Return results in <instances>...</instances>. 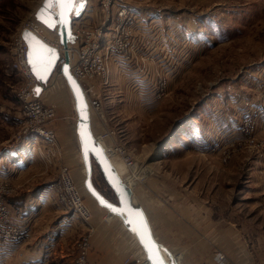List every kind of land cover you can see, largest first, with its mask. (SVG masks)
Returning a JSON list of instances; mask_svg holds the SVG:
<instances>
[{
	"label": "rangeland",
	"instance_id": "374dc122",
	"mask_svg": "<svg viewBox=\"0 0 264 264\" xmlns=\"http://www.w3.org/2000/svg\"><path fill=\"white\" fill-rule=\"evenodd\" d=\"M41 2L0 0V102L14 106L20 116L16 127L0 122V140L7 139L5 145L12 141L20 143L31 135L22 129L21 106L12 90L23 82L17 72H11L10 65L16 38ZM137 4L148 24L152 21V28L149 30L147 26L145 35L157 49L147 51L155 62L146 64L145 73L139 74L145 78L142 85L133 78L130 88L137 93L144 91L145 96L152 94L153 102H147V109L141 106L142 112H135L132 105L130 110L121 107L120 103L126 102L129 108L130 99L110 102L108 98L110 107L95 111L103 130L112 132L105 140L108 146L123 145L137 169L130 167L133 165L126 163L120 153L114 154L117 166L125 178L135 181L132 185L141 197L157 238L171 251L182 253L185 261L192 255L201 264H218L213 254L216 250L224 251L220 235L225 230L230 248L251 251V256L259 254L264 260V0H146ZM99 6L100 0H91V7L96 10ZM81 13V9L73 13L75 24L85 20L80 18ZM137 59L142 60L140 55ZM114 71L110 85L90 78L89 83L94 84L87 94L90 104L98 91L102 103L104 99L106 103V96L116 93L114 86L127 82L122 79L124 74H119L129 72L124 64ZM54 76L56 96H66L75 107L62 74L57 72ZM126 90L127 87L122 94ZM44 102L55 108L50 123L55 130L53 122L59 118L58 108L55 103ZM54 132L56 140L50 145L52 155L58 158L43 161L48 162L45 168L51 169L50 178L58 180L60 165L64 163L58 133ZM55 164L56 168L51 167ZM144 166H153V170L148 176L135 179L134 172ZM71 167L92 215L98 211L105 223L112 220L107 217L108 210L87 192L85 171ZM35 169L22 181L10 176L0 178V186L5 187L0 189L11 217L9 198L45 178L38 176H45L40 171L43 165L37 164ZM93 181L109 199L117 201L96 163ZM115 219L124 227L119 218ZM90 224L80 231L76 245L85 236L90 239L93 231ZM196 227L204 235L212 258L202 251H193L199 240L193 245L187 230L197 233Z\"/></svg>",
	"mask_w": 264,
	"mask_h": 264
},
{
	"label": "crops",
	"instance_id": "0c3cea01",
	"mask_svg": "<svg viewBox=\"0 0 264 264\" xmlns=\"http://www.w3.org/2000/svg\"><path fill=\"white\" fill-rule=\"evenodd\" d=\"M145 12L148 13V11ZM143 20L149 26L146 19L143 18ZM54 75L48 87L39 96L44 100L55 103L58 108L59 118L53 122V125L56 133H58V144H60L63 151L61 160L64 164L66 163L70 167L74 166V168L83 172L84 167L82 166V156L76 131V110L75 107L71 106L66 96L61 97L60 95V98L56 96L57 92L54 84H57V78ZM122 77L127 82L114 86L116 93L110 97L106 96V103L104 102L105 99L102 103L101 99L103 98L100 91L95 93L94 101L91 104L94 132L98 133L103 130L101 123L95 118V111L99 109L104 111L107 106L110 107V102H116L117 99L123 101L128 98L130 99L129 108H127L126 102L120 103L121 107L124 110H130V105H132L135 112H142L140 111L142 110L141 106L147 109V102H153L151 101L152 94L145 96L143 94L144 91L137 93L136 89L130 88L133 78H136L134 81H137L139 85H142L141 80L145 78L135 75L132 70H129L127 74L124 73ZM126 87L127 92L122 94ZM0 89H2L1 85ZM12 90L14 92V88ZM124 95L128 97L119 98V96ZM108 98H110V102ZM15 101L18 103V100ZM0 111L3 112L2 115L0 114L2 125L3 123L9 124L11 127L19 125L20 116L18 111L14 110V106H7V103L0 102ZM6 133L9 135V130H6ZM6 140H0V145H2L0 147V178H8L10 176L15 181H22V178L36 170L35 166L37 164L39 166L43 165V170L41 169L40 171L45 175L39 174L38 176L45 178L39 180L40 182H33L26 189H22L21 192L9 198L13 210L12 220L26 228L27 238L19 243L1 242L0 264H72L76 254V238L80 231L85 229V224L77 218V215L72 210L64 206L62 200H60L61 196L57 179L50 178L49 171L51 169L49 170V166L45 168L48 162L43 161L44 159L53 158V156L57 159L58 156L46 154V147L48 148L50 143L46 145L47 141L35 134L26 136L20 143L12 141L5 145ZM61 149L59 148V150ZM55 165L51 167L56 168L57 164ZM34 177L36 178L37 175L35 174ZM115 218L110 217L109 219L112 220L105 223L98 211L93 215L91 220L93 225V231L90 236L91 246L88 252L90 262L92 264H132L136 261L137 264H143L145 257L138 243L130 238L126 229ZM167 231H169V227ZM195 231L198 234L187 230L188 237L193 238V245L199 244L195 245L196 247L193 248V251H202L210 256L211 253L207 252V243L204 235L200 233L198 227H196ZM158 233L161 234L160 231ZM119 234L120 237L118 236ZM197 240L199 241L196 243ZM220 241V247L226 252L229 263H264L259 254L257 257H253L251 256V251L230 248L227 230L220 235ZM192 257V255H189L188 260L181 259V261H185L183 262L184 264H201L199 261L193 260Z\"/></svg>",
	"mask_w": 264,
	"mask_h": 264
},
{
	"label": "built area",
	"instance_id": "2783aa9c",
	"mask_svg": "<svg viewBox=\"0 0 264 264\" xmlns=\"http://www.w3.org/2000/svg\"><path fill=\"white\" fill-rule=\"evenodd\" d=\"M142 1L146 0H100V6L95 10L94 7H91V0H84L80 7L82 10L80 18H85V20L75 24L76 18H73L74 40L69 42L67 47L61 44L57 30L48 28L37 20L35 15L24 23L23 28L31 29L46 42L57 47L60 50L61 62L64 61L65 52L68 53L69 58L73 60L72 63H75L74 74L87 83L86 85L82 81V86L88 94L89 89L94 86L89 83L92 80L90 77L100 79L110 85L114 69L119 65L124 64L135 75H142L145 73L146 64L151 65V62H155L153 55L147 54L149 49L156 50L157 46L152 44L148 36L145 35V32H148L147 25L137 4ZM87 10L90 13H87ZM85 11L86 15H84ZM151 23L152 21L149 24L147 22L149 29L152 28ZM26 48L27 44L20 33L14 44L10 70L17 72L23 82L14 89L15 96L21 106L22 129L24 132L42 137L49 143H55V130L50 127V123L55 117V108L46 104L36 94L38 80L28 64ZM138 55L142 60L137 59ZM113 57H115L114 60H112ZM119 74H124V72L120 71ZM98 135L106 140L112 135V132L103 130L98 132ZM109 149L114 154L120 153L124 156L125 162L133 165L132 168L136 165L133 157L129 155L130 153L123 145H113ZM45 151L46 154H53L51 145H48ZM59 173L57 185L62 202L73 209L85 226H91L92 209L86 203L70 167L61 164ZM0 188L5 189L3 186ZM26 238V228L12 220L11 212L3 197V191L0 189V243H19ZM88 250H90V239L85 236L77 241L76 254L72 264H92L89 260ZM172 252L174 255L175 253L180 254L178 251ZM213 258L218 264H237L229 263L226 252L222 250H216ZM182 260H184L183 255Z\"/></svg>",
	"mask_w": 264,
	"mask_h": 264
},
{
	"label": "water",
	"instance_id": "95a60500",
	"mask_svg": "<svg viewBox=\"0 0 264 264\" xmlns=\"http://www.w3.org/2000/svg\"><path fill=\"white\" fill-rule=\"evenodd\" d=\"M45 0H42L41 4L35 12V17L37 20L42 22L50 29H56L59 35V39L64 47H67L69 42H73V18L75 11L80 9L76 7L69 14L67 25L60 23V17L58 16L59 9L52 8L49 10L44 9ZM43 10V11H42ZM74 13V14H73ZM44 20H48L49 23H53L54 27H49L48 23H45ZM21 36L27 44L26 48V57L28 64L31 68V71L36 76L38 84L36 89H39V92L36 91L37 95H40L41 92L48 86L51 81L54 73L57 68L60 66V71L65 79L67 86L72 94L74 100V106L77 114L76 121V131L78 137V143L80 147V152L82 156V161L84 165L85 177H84V186L87 192L92 196L98 205L108 210L109 213L113 214L120 219L124 227L128 232L135 238L139 247L142 250V253L145 257L144 264H152L153 260L161 259L164 261V264H184L175 259L173 252L169 249L167 245L162 243L155 236L150 220L148 219L145 209L138 202L133 189L128 185L125 179L121 176L117 166L114 164L112 159L109 157L107 150L101 144V142L95 137L91 129V110L90 102L88 101L87 94L82 86V84L74 77L70 70L69 56L65 52L64 61L61 62L60 50L46 42L38 34L28 28H23L21 31ZM53 49L54 53L49 54L47 49ZM51 61L49 66L48 61ZM37 64L40 74L45 77V79L40 80L36 75V71L33 68V63ZM75 82V83H74ZM79 91V95H78ZM86 105V108H85ZM82 109L84 110L82 112ZM90 132V137L88 133ZM83 134V135H82ZM88 140L89 148L93 147V141H95V146L97 152H100V155L97 156L96 153L86 152L84 148L85 139ZM102 149V152L100 151ZM94 162L99 166L103 176L105 177L107 183L113 189L116 194L117 201L109 199L104 193H102L93 181V170ZM101 198L107 203L123 212V215L118 212L112 211L105 203H101ZM139 212L143 213V217L146 218L147 224L145 225L142 221V218L139 215ZM131 220L132 223L129 224L128 221ZM136 229L137 231H134ZM150 229L151 236L148 235V230ZM140 233L144 234V239L149 243V246L152 247V253L145 247V243L141 240ZM154 240L159 249L157 250L154 245L151 244V241ZM151 256V258H150Z\"/></svg>",
	"mask_w": 264,
	"mask_h": 264
},
{
	"label": "snow or ice",
	"instance_id": "6c2138e0",
	"mask_svg": "<svg viewBox=\"0 0 264 264\" xmlns=\"http://www.w3.org/2000/svg\"><path fill=\"white\" fill-rule=\"evenodd\" d=\"M80 3H82V0H45L44 9L43 10H49L50 11L52 8L59 9V12H58V16L60 17L59 22L67 25L69 14L72 12V10L74 8L79 7ZM44 22L48 23L49 27H54L55 26L53 23H49L48 20H44ZM47 51H48L49 54L54 53V50L50 49V48L47 49ZM48 64H49V66L51 65V61L50 60L48 61ZM33 68L36 71V75H37L38 79H40V80L45 79V77L40 74V71L38 70L37 64L35 62L33 63ZM36 91L39 92V89H36ZM78 95H79V91H78ZM85 108H86V105H85ZM83 111L84 110L82 109V112ZM88 136L90 137V132L88 133ZM84 148H85L86 152L96 153L97 156L100 155V152H97V150H96L95 141H93V147L89 148L88 140L86 138L85 142H84ZM100 151L102 152V149ZM101 203H105V205L107 207H109L112 211L118 212L119 214L123 215L122 211H120L118 208H116V207H114V206H112L110 204H107L102 198H101ZM139 215L142 218L143 223L146 225L147 224V220H146V218L143 217V213L139 212ZM128 223L131 224L132 221L129 220ZM133 230L137 231L136 229H133ZM140 235H141L142 242L145 243L146 249L151 254L152 250H153L152 247H150L149 243L147 241H145L144 234L140 233ZM148 235H149V237L151 236L150 229L148 230ZM151 244L154 245L157 250L160 247L159 245L156 244V242L154 240L151 241ZM150 258H151V256H150ZM152 264H164V261L162 260V258L161 259H156V260H153Z\"/></svg>",
	"mask_w": 264,
	"mask_h": 264
},
{
	"label": "bare ground",
	"instance_id": "6f19581e",
	"mask_svg": "<svg viewBox=\"0 0 264 264\" xmlns=\"http://www.w3.org/2000/svg\"><path fill=\"white\" fill-rule=\"evenodd\" d=\"M39 7V6H38ZM37 10V9H36ZM36 12V11H35ZM43 27H45V26H43ZM47 30H49L50 31V29H48L47 27H45ZM21 33V32H20ZM72 59L71 58H69V63H70V70H71V73L74 75V77L82 84V79L80 78V77H77L74 73H75V63L73 62L72 63ZM78 68V67H77ZM112 77V76H111ZM90 78H94V77H90ZM83 85V84H82ZM87 97H88V95H87ZM88 101L90 102V100H89V97H88ZM90 110H91V104H90ZM91 119H92V111H91ZM91 129H92V131H93V134L95 135V137L101 142V144H103V146L105 147V149L107 150V153H108V155H109V157L112 159V161L114 162V164L117 166V163H116V157H115V155H114V153L109 149V147L110 146H108V144L106 143V141L104 140V138L100 135H96L95 134V132H94V130H93V126H92V122H91ZM110 150V151H109ZM112 156H113V158H112ZM4 161V160H3ZM7 161V160H6ZM95 162H94V160H93V164H94ZM4 164V163H3ZM130 165V164H129ZM130 167H132V166H130ZM117 168H118V166H117ZM133 169L134 170H136L137 169V166H135L134 165V167H133ZM118 170H119V168H118ZM132 170V169H131ZM153 170V166H144V168H142V169H140V170H138V171H136V172H134L135 174H134V178L135 179H142L143 177H145V176H148V174L151 172ZM119 172H120V170H119ZM120 174H121V176L125 179V181L128 183V185L133 189V191H134V194H135V196H136V198H137V200H138V202L141 204V206L145 209V207H144V205H143V203H142V201H141V199H139V198H141V197H139V195H138V193H137V191H135V188L133 187V185L132 184H134V180H132V179H130V177L128 178L127 176H126V178L122 175V173L120 172ZM145 211H146V209H145ZM109 213V212H108ZM146 213H147V211H146ZM147 216H148V219L150 220V218H149V215H148V213H147ZM107 217L108 218H110V217H116V216H114L113 214H111V213H109V215L107 214ZM150 223H151V220H150ZM151 227H152V230H153V232H154V229H153V226H152V223H151ZM155 234V233H154ZM156 236V235H155ZM162 242V241H161ZM3 243H7V242H3ZM8 243H10V242H8ZM163 243V242H162ZM88 252H89V250H88ZM175 256V259L176 260H179V262H181V263H183L182 261H181V259H182V255L181 254H175L174 255Z\"/></svg>",
	"mask_w": 264,
	"mask_h": 264
},
{
	"label": "trees",
	"instance_id": "16d2710c",
	"mask_svg": "<svg viewBox=\"0 0 264 264\" xmlns=\"http://www.w3.org/2000/svg\"><path fill=\"white\" fill-rule=\"evenodd\" d=\"M57 72H58L59 74L61 73V71H60V67L57 68V70H56L55 73H57Z\"/></svg>",
	"mask_w": 264,
	"mask_h": 264
}]
</instances>
